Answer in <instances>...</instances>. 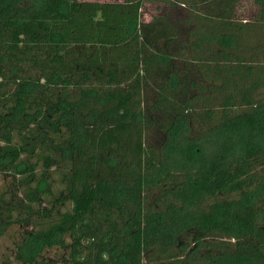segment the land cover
Here are the masks:
<instances>
[{
	"label": "trees",
	"instance_id": "obj_1",
	"mask_svg": "<svg viewBox=\"0 0 264 264\" xmlns=\"http://www.w3.org/2000/svg\"><path fill=\"white\" fill-rule=\"evenodd\" d=\"M240 1L0 0L7 264H264V0Z\"/></svg>",
	"mask_w": 264,
	"mask_h": 264
},
{
	"label": "rangeland",
	"instance_id": "obj_2",
	"mask_svg": "<svg viewBox=\"0 0 264 264\" xmlns=\"http://www.w3.org/2000/svg\"><path fill=\"white\" fill-rule=\"evenodd\" d=\"M77 2L81 1H93V2H116L120 0H74ZM160 8L158 5L153 3L144 2L141 9V22L149 23L153 18L158 16ZM258 15V7L254 0H241L235 10V18L238 21L250 23L254 21ZM14 255V247L9 239H0V264L12 263Z\"/></svg>",
	"mask_w": 264,
	"mask_h": 264
}]
</instances>
